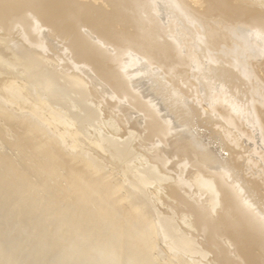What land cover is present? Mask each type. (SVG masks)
<instances>
[{
  "label": "bare ground",
  "instance_id": "1",
  "mask_svg": "<svg viewBox=\"0 0 264 264\" xmlns=\"http://www.w3.org/2000/svg\"><path fill=\"white\" fill-rule=\"evenodd\" d=\"M86 1L0 0V264H264V198L254 197L256 179L244 181L243 154L223 162L171 137L139 103L142 122L110 112L73 72L77 62L107 60L73 23L113 29L142 2L106 0V13ZM178 1L204 5L201 15L224 30L249 22L264 51V0ZM32 19L70 36L71 60L48 52ZM108 84L127 94L124 81Z\"/></svg>",
  "mask_w": 264,
  "mask_h": 264
},
{
  "label": "rangeland",
  "instance_id": "2",
  "mask_svg": "<svg viewBox=\"0 0 264 264\" xmlns=\"http://www.w3.org/2000/svg\"><path fill=\"white\" fill-rule=\"evenodd\" d=\"M105 2L96 0L93 4L109 13L111 7ZM203 9L204 5L194 8L178 0H142L125 7L129 19L112 22L113 29L98 21L74 22L72 29L102 51L107 60L102 65L77 62L73 72L86 78L104 105H112L110 112L113 108L126 118L142 122L146 113L139 110V103L160 116L171 137L194 140L199 148L213 150L223 162L229 154H243L239 163L245 165L248 175L244 181L256 179L261 189L257 193H262H254V197L263 199V41L254 37L258 28L249 22L234 23L224 30L214 24L217 18H204ZM31 24L51 55L63 62L72 59L68 34L51 31L38 19H32ZM151 44L169 46L168 55H150ZM118 80L124 81L127 94H115L108 84ZM228 134L240 150L231 145L235 142ZM238 183L241 197L252 199L247 188ZM262 208L259 206L264 211Z\"/></svg>",
  "mask_w": 264,
  "mask_h": 264
}]
</instances>
